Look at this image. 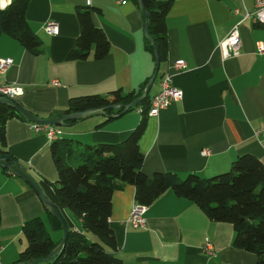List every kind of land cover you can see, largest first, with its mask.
Returning a JSON list of instances; mask_svg holds the SVG:
<instances>
[{
    "label": "crops",
    "instance_id": "obj_1",
    "mask_svg": "<svg viewBox=\"0 0 264 264\" xmlns=\"http://www.w3.org/2000/svg\"><path fill=\"white\" fill-rule=\"evenodd\" d=\"M10 2L1 0L0 10ZM81 6L99 9L91 12L92 21L110 44L101 59L93 58V47L86 59H67L80 31L76 9ZM254 8L255 0H173L165 16L166 58L148 93L157 92L162 76L169 73L183 97L157 116H147L138 141L146 175L172 172L179 178L189 173L210 177L229 170L241 154H251L264 164V139L255 134L264 126V56L256 51L257 44L264 43V26L248 15ZM26 19L42 51L33 54L15 38L1 34L0 61L11 58L12 64L0 71V85H14L13 98L40 117L66 113L72 97L136 90L153 73L155 59L145 46L143 18L134 0H30ZM49 20L57 23L54 34L45 30ZM236 24L239 53L223 57L219 44ZM178 59L185 61L180 71L172 66ZM139 112L135 108L108 120L104 113H93L66 130L61 128L56 139L67 137L88 145L116 143L137 125ZM31 124L19 118L7 120L2 149L57 204L51 141ZM204 149L209 154L203 155ZM134 193V186L126 184L111 197L109 223L120 264H257L255 253L233 244L231 223L210 219L195 203L171 190L145 205V226L134 228L128 221L136 203ZM47 210L23 179L0 166V264H12L26 246L21 227L32 217H40L52 230L53 240L60 241L62 228L52 227ZM61 210L69 229L82 232L80 220ZM206 239L214 247L213 254L203 251Z\"/></svg>",
    "mask_w": 264,
    "mask_h": 264
},
{
    "label": "trees",
    "instance_id": "obj_2",
    "mask_svg": "<svg viewBox=\"0 0 264 264\" xmlns=\"http://www.w3.org/2000/svg\"><path fill=\"white\" fill-rule=\"evenodd\" d=\"M134 1L138 3V0ZM141 1L149 13L147 29L156 43L161 63L166 58L167 47L165 16L173 0ZM29 2L11 0L0 10V36H11L33 54H39L41 41L26 19ZM92 11L99 9L90 6L76 9L80 31L67 53L69 60L88 58L92 47L95 59L103 58L109 50L105 32L93 24ZM145 46L154 57L153 46L147 37ZM148 80L130 92L115 89L106 95L89 94L69 99L66 113L104 108L108 120L111 115L141 108V119L123 140L116 143L88 145L67 137L51 141L50 150L57 171V178L52 183L58 201L55 204L80 220L84 232L69 229L62 253L54 260L37 264H120L114 255L117 242L109 216L113 192L126 184L134 186V199L138 204L150 205L171 190L195 203L210 219L231 223L233 244L255 253L257 264H264V164L257 157L241 154L233 160L229 170L205 178L196 173L179 178L172 172H155L148 176L142 171L144 155L138 141L145 130L151 94L126 111L124 107L143 93ZM112 105L119 107L112 108ZM11 118L25 120L14 108L0 103V154L9 155L2 147L6 146L5 123ZM3 171L7 169L3 168ZM47 214L52 227L61 229L59 220L48 210ZM21 229L26 246L12 264H28L35 258L44 257L57 244L38 216L26 220ZM85 232L93 237L89 238Z\"/></svg>",
    "mask_w": 264,
    "mask_h": 264
},
{
    "label": "built area",
    "instance_id": "obj_3",
    "mask_svg": "<svg viewBox=\"0 0 264 264\" xmlns=\"http://www.w3.org/2000/svg\"><path fill=\"white\" fill-rule=\"evenodd\" d=\"M1 1V0H0ZM90 0H87L89 2ZM252 19L264 26V0H255L254 11L248 13ZM45 30L54 34L58 31L57 23L49 20L45 23ZM223 57L237 55L239 53V48L241 46V37L239 32L238 24L234 25L226 37L219 44ZM257 53L264 56V43H258L256 47ZM12 64L11 58H6L0 61V71H5ZM173 68L176 71H180L185 67V61L183 59H178L173 63ZM55 85H58V81H53ZM14 85H0V95H7L13 97L15 93ZM183 92L181 89L173 85L172 75L165 73L160 82L159 90L155 92L150 98V104L147 111V116H157L161 110L166 109L172 103L178 102L182 99ZM139 112V109L136 108ZM140 113V112H139ZM33 129L42 130L45 132L46 137L49 140H52L56 137H59L62 134L61 128L57 125H39L31 124ZM256 135L261 136L264 139V126L257 129L255 132ZM209 149H204L202 151L203 155L209 154ZM145 211L146 206L138 203L133 204L131 208V213L128 218V221L134 228H140L145 226ZM76 231V230H75ZM203 251L207 254L214 253V247L212 243L206 239L204 245L202 246ZM3 247L0 245V263H1V251Z\"/></svg>",
    "mask_w": 264,
    "mask_h": 264
},
{
    "label": "water",
    "instance_id": "obj_4",
    "mask_svg": "<svg viewBox=\"0 0 264 264\" xmlns=\"http://www.w3.org/2000/svg\"><path fill=\"white\" fill-rule=\"evenodd\" d=\"M138 4H139V9H140V12H141V15L143 18L144 34L150 40V42L153 46V50H154V58H155L154 70H153V73L150 76V78H149V80L145 86L144 92L139 97L134 99L131 103L126 105L124 107V111H126L129 108H131L132 106L138 104L148 95V92L151 88V85L157 76L159 65H160V60H159V56H158V49H157L156 43H155L154 39L152 38V36L150 35V33L147 29V16L149 13L146 10V8L144 7V5L142 4L141 0H138ZM0 103L7 104V105L11 106L25 120L39 124V125L43 124V125L67 126V125H69L68 121H70V120H77L80 118H85V117H87L93 113H104V110H105L104 108H92V109H87L84 111L73 112V113H63L60 115H55V116L44 118V117H40V116L32 113L31 111L27 110L26 108H24L13 97H10L7 95H0ZM118 107L119 106L112 105V108H118ZM118 115L119 114H114L111 116L115 117ZM0 166L2 168H6L7 170L12 172L13 174H15L18 177H20L21 179H23L36 192V194L38 195V197L40 198V200L44 204V206L61 223L62 237H61L60 241L56 244V246L52 249V251L44 257H39V258L33 259L28 264H37L39 262H46V261L54 260L58 255H60L62 253V251L65 247L67 236L69 234V227H68V224L66 222L65 217L62 214V211L54 202H52L46 196L45 192L43 191L42 187L37 182V180L33 177V175L31 173H29L23 167V165L17 159L13 158L12 156H10L8 154H0Z\"/></svg>",
    "mask_w": 264,
    "mask_h": 264
},
{
    "label": "rangeland",
    "instance_id": "obj_5",
    "mask_svg": "<svg viewBox=\"0 0 264 264\" xmlns=\"http://www.w3.org/2000/svg\"><path fill=\"white\" fill-rule=\"evenodd\" d=\"M60 128H62L63 130H66V129H68V125L67 126H60ZM47 230L49 231V233H50V235L52 236V230L47 226ZM87 233V232H86ZM89 238H92L93 237V235L92 234H90V233H87L86 234ZM23 237V239H24V236H22ZM53 237V236H52ZM54 239V238H53ZM25 240V239H24ZM56 240V239H55Z\"/></svg>",
    "mask_w": 264,
    "mask_h": 264
},
{
    "label": "bare ground",
    "instance_id": "obj_6",
    "mask_svg": "<svg viewBox=\"0 0 264 264\" xmlns=\"http://www.w3.org/2000/svg\"><path fill=\"white\" fill-rule=\"evenodd\" d=\"M86 2H87V0H86ZM88 3V2H87ZM145 89V88H144ZM144 92V91H143ZM139 109V111H141V108H138ZM32 124H36V123H33L32 122ZM57 138V137H56ZM56 138H54V139H52V140H55ZM52 140H50V141H52ZM49 211V210H48ZM131 213V212H130ZM63 214V213H62ZM64 216V215H63ZM56 246V245H55ZM47 262V261H46Z\"/></svg>",
    "mask_w": 264,
    "mask_h": 264
}]
</instances>
